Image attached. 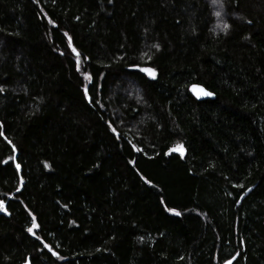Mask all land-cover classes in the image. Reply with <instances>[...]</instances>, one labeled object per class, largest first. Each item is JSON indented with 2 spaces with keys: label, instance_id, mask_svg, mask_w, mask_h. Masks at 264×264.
<instances>
[{
  "label": "trees",
  "instance_id": "16d2710c",
  "mask_svg": "<svg viewBox=\"0 0 264 264\" xmlns=\"http://www.w3.org/2000/svg\"><path fill=\"white\" fill-rule=\"evenodd\" d=\"M0 87V264H264V0H0Z\"/></svg>",
  "mask_w": 264,
  "mask_h": 264
},
{
  "label": "snow or ice",
  "instance_id": "6c2138e0",
  "mask_svg": "<svg viewBox=\"0 0 264 264\" xmlns=\"http://www.w3.org/2000/svg\"><path fill=\"white\" fill-rule=\"evenodd\" d=\"M38 0H33V3H37ZM113 2V0H108V3L111 4ZM215 2V0H214ZM217 16H220V12H216L215 13ZM47 18V17H46ZM48 19V23L51 24L53 27H56L57 25L55 24V22L50 19V18H47ZM179 23V22H177ZM246 23H251V21H246ZM218 27H220L218 25ZM230 25L228 23H224L222 25V27H220V30L221 31H226L227 29H229ZM64 36L67 37V42H68V48L71 50V52L73 53V55L76 57V70L78 72H82V68H81V58L83 60H88V57L87 56H83L81 57V54L77 51V49L73 46V42H72V38L68 35L67 32L64 33ZM245 39H247V37H245ZM152 48H154L156 51H159L160 50V45L158 43L156 44H153L151 46ZM145 57H147V59H145ZM152 59L151 56L147 55L146 53L145 54H142L141 55V60L144 62V66H142L141 64H138V63H131L128 65V70H129V73L132 74V73H136V74H142L143 77H146L147 79L149 80H156L158 78V70L152 66H150L148 64V62ZM82 75H83V79L85 81H89V82H92L93 80V77L90 73L88 72H82ZM189 91H191L193 93L194 96L197 97V99L201 98V97H210L213 95L212 92H209V91H205L203 87H199L197 85H192L189 89ZM4 92V88L3 87H0V93ZM82 92H83V98L86 102H92L93 100V97L90 96L89 94V89L87 86H82ZM108 129L109 131L112 132V134L115 136L117 135V130L115 127H113L112 123H108ZM0 135H3L2 132H0ZM9 144H11L12 142L11 141H8ZM132 150L137 152V153H140L142 151L141 148L139 147H136V145H132ZM12 151L13 153L16 152V148L15 146L13 145L12 146ZM169 153H179L180 157L183 158L184 157V154H185V148L182 144H177L175 147L173 148H170L168 150V152H165L164 154L165 155H168ZM0 163H6V161H0ZM129 164H133L134 161L132 160H129L128 161ZM15 167H16V170H17V173L20 172V169H21V166L19 163H16L15 164ZM49 167V165L47 163L44 164V168L47 169ZM95 167V166H94ZM140 179L145 183V184H148V185H151V186H155L152 184V181L150 179H148L147 177H145L144 175L138 173ZM20 183L23 184V179L21 178L20 180ZM240 187V186H238ZM18 192L20 191V188H17L16 189ZM245 191H249V189H245ZM237 203H239L240 201H236ZM165 201L164 200H161V204H164ZM62 207H67V205H62ZM165 211L166 212H169L175 216H180L181 213L176 211L174 208H170V207H165ZM0 212H3L5 215H8L9 213L7 212V210L5 209V205H4V202L2 200H0ZM28 215L31 217V224L30 226H28L26 228V232L29 234V235H33L35 237V239L37 241H39L43 247L45 249L48 250V252L51 253V255L53 257H55L57 260H60V259H63V257H61L60 255H58V253L56 251H53V249L51 247H49V245L47 243H45L41 237L39 235H36V232L35 230H37L39 228V224L37 223V219L36 217L31 213L29 212ZM97 251H101L100 249H97ZM106 251V249H105ZM237 259V257H232L231 260H226L225 261V264H233V261ZM24 264H29V261H28V258H25V261H24Z\"/></svg>",
  "mask_w": 264,
  "mask_h": 264
},
{
  "label": "water",
  "instance_id": "95a60500",
  "mask_svg": "<svg viewBox=\"0 0 264 264\" xmlns=\"http://www.w3.org/2000/svg\"><path fill=\"white\" fill-rule=\"evenodd\" d=\"M192 85H197V86H199V87H203L205 91H208L204 86H202V85H200V84H191V85L189 86L188 90L190 89V87H191ZM209 92H210V91H209ZM189 93H190V94H191L196 100H204V99H213V98H214V94H213V95L210 96V97H201V98L197 99V97L194 96L193 93H192L191 91H189ZM231 259H232V258H231ZM231 259H229V260H231ZM28 261H29V260H28ZM22 264H24V262H23ZM29 264H31L30 261H29ZM224 264H225V263H224Z\"/></svg>",
  "mask_w": 264,
  "mask_h": 264
}]
</instances>
